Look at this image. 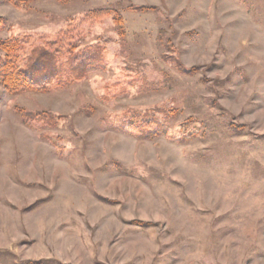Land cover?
<instances>
[{
  "label": "rangeland",
  "instance_id": "374dc122",
  "mask_svg": "<svg viewBox=\"0 0 264 264\" xmlns=\"http://www.w3.org/2000/svg\"><path fill=\"white\" fill-rule=\"evenodd\" d=\"M94 8L123 24L83 28L104 69L0 88V264H264V0L0 3V39L52 37ZM161 108L178 116L171 134L194 137L112 126Z\"/></svg>",
  "mask_w": 264,
  "mask_h": 264
},
{
  "label": "trees",
  "instance_id": "16d2710c",
  "mask_svg": "<svg viewBox=\"0 0 264 264\" xmlns=\"http://www.w3.org/2000/svg\"><path fill=\"white\" fill-rule=\"evenodd\" d=\"M34 1L36 0H0V3H9L17 9H24ZM57 1L67 4L72 0ZM108 17L121 31L123 24L118 10L94 8L52 37L36 38L23 34L0 39V88L10 95L29 91L46 92L54 86L82 81L90 70L104 69V47L99 44H81V39L84 38V26L95 25ZM8 26L7 21L0 18V32L8 29ZM142 87L149 90L148 84ZM173 115V112L172 117L168 115L163 108L144 111L127 109L117 124L112 126L117 125L118 130L145 140H153L162 135L176 142H185L188 138H193L192 132L182 137L170 133L173 128L171 120L178 119V116ZM21 118L27 124L33 122L49 127H54L58 123L52 115L37 112L22 114ZM186 123L184 120L178 125L182 127ZM9 254L8 251L0 252V255Z\"/></svg>",
  "mask_w": 264,
  "mask_h": 264
}]
</instances>
